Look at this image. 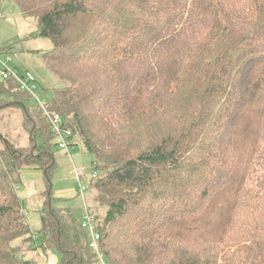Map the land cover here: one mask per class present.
<instances>
[{
    "label": "trees",
    "instance_id": "16d2710c",
    "mask_svg": "<svg viewBox=\"0 0 264 264\" xmlns=\"http://www.w3.org/2000/svg\"><path fill=\"white\" fill-rule=\"evenodd\" d=\"M6 1L68 83L49 113L94 158L100 253L54 197L48 117L0 80V111L19 110L28 138L1 137L0 264L50 250L62 264H264V0ZM26 171L46 180L38 233L15 188Z\"/></svg>",
    "mask_w": 264,
    "mask_h": 264
},
{
    "label": "rangeland",
    "instance_id": "374dc122",
    "mask_svg": "<svg viewBox=\"0 0 264 264\" xmlns=\"http://www.w3.org/2000/svg\"><path fill=\"white\" fill-rule=\"evenodd\" d=\"M37 31L35 18L22 15L16 3L0 0V59L12 69L37 71L35 75L47 88L45 93L41 88L39 95L45 101L50 102L55 92L68 88V83L48 71L41 55L35 53L36 50H49L53 47L50 40L37 38ZM3 70L4 66L0 63V80ZM31 102L32 106H36V102ZM22 122L23 116L19 110L7 108L0 111V149L4 148L1 137L14 146H23L28 143ZM55 158L57 166L52 177L55 196L60 194L67 199L71 197V195L68 196V193L73 191L78 193L79 185L87 186L91 181H94L92 177L94 158L86 152L83 143L80 142L77 147L70 149L69 153L56 149ZM45 185L46 180L43 173L28 171V173H24L22 184L15 187L20 200L26 205L30 229L35 233L40 232L43 226L40 211L44 204ZM250 186L252 187V183ZM85 200L88 210H96L97 203L93 200L92 191L85 193ZM59 207L70 208L77 221L84 217L85 201L78 194L72 200L61 201ZM21 243L22 241L18 240L14 244L21 245ZM28 257H34L43 264H62L57 250H50L47 254L28 251Z\"/></svg>",
    "mask_w": 264,
    "mask_h": 264
},
{
    "label": "built area",
    "instance_id": "2783aa9c",
    "mask_svg": "<svg viewBox=\"0 0 264 264\" xmlns=\"http://www.w3.org/2000/svg\"><path fill=\"white\" fill-rule=\"evenodd\" d=\"M8 60L12 61L10 58H8ZM0 63L4 66V70L1 72V80H13L19 88L20 92L22 91L23 93L28 94L31 101L36 102V106L43 111L45 116L48 117L50 121L51 130L55 135V140L59 145L60 151L69 153L70 149H74V147L71 146V143L73 141L72 131L64 127V120L60 115H57L55 113H49L48 101H45L39 95L41 87L39 85L37 76L28 70L19 71L16 68L12 69L7 65V63L4 64L1 59ZM92 177L95 180L98 177V173L95 172ZM79 186L80 187L78 190V195L80 198H82L83 201H85L84 217L82 218L80 229L87 232L89 236L90 248L94 252L99 254L100 234L96 229V223L93 215H91L90 211L86 207L87 204L85 200V193L88 192V186L82 184Z\"/></svg>",
    "mask_w": 264,
    "mask_h": 264
},
{
    "label": "crops",
    "instance_id": "0c3cea01",
    "mask_svg": "<svg viewBox=\"0 0 264 264\" xmlns=\"http://www.w3.org/2000/svg\"><path fill=\"white\" fill-rule=\"evenodd\" d=\"M19 71H21L19 68H17ZM23 70H26V69H23ZM30 72H32V73H34L35 74V72H37V71H30ZM38 82H39V85H40V87L42 88V89H44V93L47 91V88L46 87H44V85H43V82L38 78ZM24 173H28V171H26V172H24ZM24 176V175H23ZM78 193H77V191H73V192H70V193H68V196H70L71 195V197H68L67 199L63 196V195H60V194H57L56 196L54 195V197L55 198H58V199H60L61 201H63V202H67V200H72V199H74L75 197H76V195H77ZM40 207V206H39ZM61 208V207H60ZM62 209H67V208H62ZM81 221H82V219L79 221V224L81 223Z\"/></svg>",
    "mask_w": 264,
    "mask_h": 264
}]
</instances>
